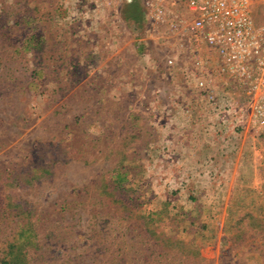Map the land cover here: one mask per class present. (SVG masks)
<instances>
[{
    "label": "rangeland",
    "instance_id": "374dc122",
    "mask_svg": "<svg viewBox=\"0 0 264 264\" xmlns=\"http://www.w3.org/2000/svg\"><path fill=\"white\" fill-rule=\"evenodd\" d=\"M61 4L0 0V258L30 224L25 264H264V132L238 137L251 142L245 159H261L242 167V208L199 212L176 196H193L185 185L156 181L183 166L151 149L164 144L149 121L166 91L145 73L172 83L183 72L166 61L192 57L123 9L114 22L76 24Z\"/></svg>",
    "mask_w": 264,
    "mask_h": 264
},
{
    "label": "built area",
    "instance_id": "2783aa9c",
    "mask_svg": "<svg viewBox=\"0 0 264 264\" xmlns=\"http://www.w3.org/2000/svg\"><path fill=\"white\" fill-rule=\"evenodd\" d=\"M61 1L76 24L114 22L119 10L138 4L158 38L174 40L178 54L192 57L166 65L200 93L208 131L224 138L264 132V27L256 21V0Z\"/></svg>",
    "mask_w": 264,
    "mask_h": 264
},
{
    "label": "crops",
    "instance_id": "0c3cea01",
    "mask_svg": "<svg viewBox=\"0 0 264 264\" xmlns=\"http://www.w3.org/2000/svg\"><path fill=\"white\" fill-rule=\"evenodd\" d=\"M145 73H148L150 80L157 84H160V80L164 79L161 84L166 91L165 96L160 97L161 101L164 99L163 105L165 107H160L163 110L154 113L149 121L153 124L150 125L154 138L157 136V132L164 133V144L150 145L151 149L164 148L168 153L180 154L178 160L183 166L181 170L180 166L169 169L172 172L171 177L164 180L159 177L156 178V181L160 179L166 185L171 186L185 185L187 189L192 191L193 196L188 197L180 193H177L176 196L180 195L184 199L187 197L194 202V205L199 203L200 206L196 207L199 212H229L233 209L242 208L243 200L240 201L239 196L235 197L240 189V181L243 175L242 167L246 169V166L249 165L251 168L250 162L261 161L255 156L249 157V160L243 157V152L252 150L251 142L244 139L240 140L235 135L226 138L216 136L213 132L208 131L207 122L210 119L204 113L202 98L198 94L197 96H188L194 88L188 85L183 78L180 77V79L170 83L171 79L167 75L162 78L152 71ZM154 98L158 99V97ZM176 101L180 102L181 105ZM152 102L153 106L160 103L158 100ZM193 103L198 109L194 115L184 113V110L180 109V106L185 108ZM225 139L227 140L225 141ZM161 145L162 147H160ZM257 176L255 185L261 184V177ZM176 196L174 201L179 200ZM234 197L237 199L235 200ZM188 207L193 206L188 204L186 208Z\"/></svg>",
    "mask_w": 264,
    "mask_h": 264
},
{
    "label": "trees",
    "instance_id": "16d2710c",
    "mask_svg": "<svg viewBox=\"0 0 264 264\" xmlns=\"http://www.w3.org/2000/svg\"><path fill=\"white\" fill-rule=\"evenodd\" d=\"M123 11L124 18L127 23H133L135 25L144 24L143 10L138 4L127 5L123 8ZM139 50L142 51L144 48ZM121 175L125 176L123 173H121ZM23 228H25V226H23ZM28 232L30 233V238L29 236H26V238L29 239L22 237L24 233L28 234ZM33 234L34 233L32 232L30 224L27 226V229H21L18 233L17 239L10 244L6 256L2 259L0 258V264H25V259L27 258L26 249L28 244L30 243L33 245V243H35L36 236Z\"/></svg>",
    "mask_w": 264,
    "mask_h": 264
}]
</instances>
